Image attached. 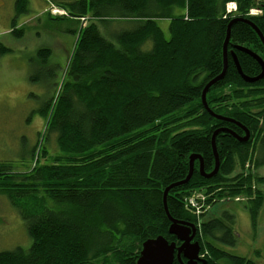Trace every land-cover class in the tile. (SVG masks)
<instances>
[{
  "label": "trees",
  "instance_id": "obj_1",
  "mask_svg": "<svg viewBox=\"0 0 264 264\" xmlns=\"http://www.w3.org/2000/svg\"><path fill=\"white\" fill-rule=\"evenodd\" d=\"M230 2L236 12H227ZM57 6L68 9V18L50 19L76 27L61 90L39 108L57 151L49 163H41L48 154L49 135L40 139L39 162L37 158L26 172H13L19 181L8 180L13 176L0 165V175L7 174L4 178L15 188L2 193L31 200L19 211L32 240L27 250L0 252V264H136L145 240L163 236L176 241L167 231L163 192L185 178L189 156L199 155L204 171L210 172L213 132L225 128L244 134L234 123L210 116L201 92L222 71L232 18L249 19L264 36V0H73ZM253 7L262 13L247 15ZM86 17L89 23L81 26L79 20ZM114 20L131 27L112 32L110 41L96 22ZM159 20L168 21V37ZM11 33L21 36L23 29L13 27ZM148 41L149 48L143 46ZM235 46L247 48L264 63L256 32L243 21L233 23L225 73L207 91L206 103L213 113L239 122L250 136L240 142L218 132L216 174L204 178L195 160L188 182L166 195L171 218L200 223L194 240L206 264H257L216 246L235 245L233 214L223 210L201 221L184 209V199L193 192L206 195V205L245 195L256 228L264 201V176L255 172L264 165V75L244 81L233 56L247 77L260 74L261 66ZM50 55L49 47L36 51L41 62ZM172 264L180 263L174 259Z\"/></svg>",
  "mask_w": 264,
  "mask_h": 264
},
{
  "label": "rangeland",
  "instance_id": "obj_2",
  "mask_svg": "<svg viewBox=\"0 0 264 264\" xmlns=\"http://www.w3.org/2000/svg\"><path fill=\"white\" fill-rule=\"evenodd\" d=\"M69 1L73 0H0V165L3 164L9 170L8 175L13 178L8 180L13 182L19 179V175L13 172H26L39 162V147L43 144L39 140L46 138L47 134L49 142L45 143V147L48 154L41 163H49L50 156L57 151L55 136L47 132V122L39 115V108L50 96L60 92V84L75 41L71 31L76 28L75 24L66 20H51L50 17L56 15L49 14L53 6L59 9L57 5ZM229 5L234 8L232 4ZM251 9L260 12L256 15L262 13L260 7ZM63 10L69 14L67 8ZM233 11L236 12V9ZM165 21L159 20L158 24L168 37ZM79 22L85 26L89 18ZM96 23L101 34L110 41H114L110 35L112 32L115 34L131 27V24L119 20L106 25ZM13 27L22 28L23 34H12ZM1 46L10 51H2ZM143 46L149 48L150 41ZM41 47L51 49V55L45 62L39 61L36 56L37 49ZM255 172L264 176V165ZM8 175H0V252L18 247L27 250L32 243L19 211L23 204L24 208H28L31 200L15 193L11 194L10 199L2 193V189L12 188L4 178ZM248 198L245 195L225 196L206 209L203 219L219 215L223 210L233 214L235 245L227 246L217 242L216 246L230 254L264 264V201L253 230L245 203ZM237 199L242 201H235Z\"/></svg>",
  "mask_w": 264,
  "mask_h": 264
},
{
  "label": "water",
  "instance_id": "obj_3",
  "mask_svg": "<svg viewBox=\"0 0 264 264\" xmlns=\"http://www.w3.org/2000/svg\"><path fill=\"white\" fill-rule=\"evenodd\" d=\"M238 21H243L256 32L257 36L259 37L263 47H264V36L260 32V30L249 20V19H243L239 17H234L232 18L227 26L226 30V36L225 40L223 43V51H222V56H223V68L220 74H218L216 77L211 79L209 82L206 83V85L203 87L202 92H201V103L203 104L204 109L209 113L210 116L219 119V120H225L228 122H232L238 127L242 128L244 131V134L242 136L237 135L229 131L228 129L225 128H220L217 129L213 132L211 136V146L214 154V168L210 172H205L202 166V159L199 155L197 154H191L189 156V169L187 172V175L183 180H180L178 182H174L170 185H168L163 192V205L165 212L168 216V219L170 221V225L168 227V233L170 235L175 236L176 240L180 242V244L177 246L175 242L171 241L169 242L166 240L163 236H157L156 238L153 239H148L143 242L142 248L139 254V257L137 259V264H172L173 260L176 259L180 264H205L206 260L201 258L199 256L200 252V245L197 240H194L195 235H196V229L192 223L180 221V220H175L172 219L167 212L166 208V195L168 191L174 187L186 184L188 180L190 179L192 172H193V164L195 160H198L199 162V167H198V172L204 177V178H211L213 177L217 170H218V157L215 149V136L218 132H225L231 134L234 138H236L240 142H246L250 136L249 131L241 125L239 122H236L230 118L223 117L220 115H217L213 113L210 108L208 107L206 103V93L209 90L211 86H213L217 81L221 80L223 78V75L226 70V61H227V43L229 39V31L230 27L233 23L238 22ZM234 48L242 50L249 55H251L261 66V72L257 76L254 77H247L242 74L240 67L237 63V61L234 58V62L237 68L238 73L242 77V79L246 82H254L257 81L258 79L262 78L264 75V63L262 60L259 58L258 55L254 54L247 48H244L242 46H235ZM233 55V54H232ZM183 259H185V262H183Z\"/></svg>",
  "mask_w": 264,
  "mask_h": 264
},
{
  "label": "built area",
  "instance_id": "obj_4",
  "mask_svg": "<svg viewBox=\"0 0 264 264\" xmlns=\"http://www.w3.org/2000/svg\"><path fill=\"white\" fill-rule=\"evenodd\" d=\"M233 11V8L227 4V12ZM52 15L56 16H68V13L65 12L63 9L55 8L54 6L50 10ZM260 12L255 11L253 9L249 10L248 14L249 15H256ZM81 20H85V18H81ZM83 23V22H82ZM207 199V196L204 195L202 192H193L190 196L186 197L184 199V202L188 208L191 210L199 211L201 208H204L208 205L205 204V201ZM235 201H242L240 199H237Z\"/></svg>",
  "mask_w": 264,
  "mask_h": 264
},
{
  "label": "bare ground",
  "instance_id": "obj_5",
  "mask_svg": "<svg viewBox=\"0 0 264 264\" xmlns=\"http://www.w3.org/2000/svg\"><path fill=\"white\" fill-rule=\"evenodd\" d=\"M229 4H232L233 6H234V8H233V10L234 9H236L235 7H236V4L234 3V2H230V3H228V5ZM227 8V7H226ZM251 10V9H250ZM230 12H233V11H230ZM49 14H51V13H49ZM52 15V14H51ZM251 16V15H250ZM253 16V15H252ZM243 19H247V18H243ZM41 147V146H40ZM35 164V163H34ZM30 169V168H29ZM23 172V171H22ZM224 198V197H223ZM237 198V197H236ZM166 200V199H165ZM217 200V199H216ZM164 206V205H163ZM210 206L211 205H208V206H206V207H204V208H201L199 211H195V210H191L190 208H188L187 206H186V204H185V202H184V209L190 214V215H192V216H197V217H199L200 216V218H201V221H202V219H203V215H204V213L210 208ZM209 207V208H208ZM167 208V207H166ZM207 209V210H206ZM165 210V209H164ZM168 212V211H167ZM166 213V212H165ZM207 214V213H206ZM167 215V214H166ZM169 215V214H168ZM167 218H168V216H167ZM200 218H198V219H200ZM173 219V218H172ZM169 220V219H168ZM176 220V219H175ZM181 221V220H180ZM170 222V221H169ZM184 222H188V223H192V222H189V221H184ZM193 225H194V227H195V229H196V232H197V230L199 229V226H200V223L199 224H197L196 222L195 223H192ZM170 225V224H169ZM197 225V226H196ZM169 227V226H168ZM168 230V229H167ZM169 234V233H168ZM175 237V236H174ZM156 238V237H155ZM149 239H153V238H149ZM148 240V239H147ZM175 240H176V238H175ZM146 241V240H145ZM177 241V240H176ZM176 241H173V242H175V244H177L176 243ZM171 242V241H170ZM177 242H179V241H177ZM180 243V242H179ZM143 244V243H142ZM142 244H141V248H142ZM179 245V244H178ZM177 245V246H178ZM141 248H140V250H139V254H140V251H141ZM139 254H138V257H139ZM199 256L201 257V258H203V256H201V254H199ZM138 259V258H137ZM137 259H136V264H137ZM204 259V258H203ZM205 260V259H204Z\"/></svg>",
  "mask_w": 264,
  "mask_h": 264
},
{
  "label": "crops",
  "instance_id": "obj_6",
  "mask_svg": "<svg viewBox=\"0 0 264 264\" xmlns=\"http://www.w3.org/2000/svg\"><path fill=\"white\" fill-rule=\"evenodd\" d=\"M165 23H166V31L165 32H167V26H168V21H165ZM17 173H22V172H19V171H16Z\"/></svg>",
  "mask_w": 264,
  "mask_h": 264
},
{
  "label": "flooded vegetation",
  "instance_id": "obj_7",
  "mask_svg": "<svg viewBox=\"0 0 264 264\" xmlns=\"http://www.w3.org/2000/svg\"><path fill=\"white\" fill-rule=\"evenodd\" d=\"M178 244H180L179 242H178ZM178 244H176V245H178ZM183 259V258H182ZM184 262H185V259H184ZM206 264V263H205Z\"/></svg>",
  "mask_w": 264,
  "mask_h": 264
}]
</instances>
